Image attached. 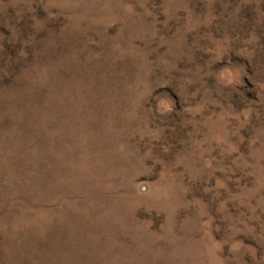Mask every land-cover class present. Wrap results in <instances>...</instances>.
I'll use <instances>...</instances> for the list:
<instances>
[{"label":"rangeland","instance_id":"1","mask_svg":"<svg viewBox=\"0 0 264 264\" xmlns=\"http://www.w3.org/2000/svg\"><path fill=\"white\" fill-rule=\"evenodd\" d=\"M0 264H264V0H0Z\"/></svg>","mask_w":264,"mask_h":264}]
</instances>
